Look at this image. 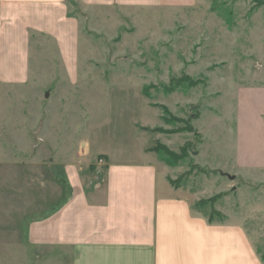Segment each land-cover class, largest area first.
I'll return each mask as SVG.
<instances>
[{
	"label": "rangeland",
	"instance_id": "obj_1",
	"mask_svg": "<svg viewBox=\"0 0 264 264\" xmlns=\"http://www.w3.org/2000/svg\"><path fill=\"white\" fill-rule=\"evenodd\" d=\"M69 7L82 16L78 74L63 72L44 35H31L29 73L26 59L1 52L3 167L37 160L54 181L74 149L87 152L82 163H103L100 151L137 160L149 146L172 184L217 198L198 207L212 221L250 231L264 263V0H196L134 17L116 9L107 21L85 20L78 0Z\"/></svg>",
	"mask_w": 264,
	"mask_h": 264
},
{
	"label": "crops",
	"instance_id": "obj_2",
	"mask_svg": "<svg viewBox=\"0 0 264 264\" xmlns=\"http://www.w3.org/2000/svg\"><path fill=\"white\" fill-rule=\"evenodd\" d=\"M78 2L88 10L83 16L87 21H107L116 9L134 17L144 8L196 4V0ZM69 3L0 0V56L4 50L7 57L26 59L29 73L31 35H44L61 58L63 72L78 74L82 16L70 13ZM47 54L42 50L37 56ZM10 70L9 74L25 73ZM74 150L71 160L57 165L62 171L57 169L54 181L44 162L26 163L28 169L17 172L16 158H10L8 169L0 161V264H264L250 231L233 219L212 221L199 210L198 204L208 196L172 184L168 167L150 152L151 147L139 149L137 160L126 149L115 154L100 151L103 163H82L78 152L86 151ZM81 164H87L90 175H83Z\"/></svg>",
	"mask_w": 264,
	"mask_h": 264
},
{
	"label": "trees",
	"instance_id": "obj_3",
	"mask_svg": "<svg viewBox=\"0 0 264 264\" xmlns=\"http://www.w3.org/2000/svg\"><path fill=\"white\" fill-rule=\"evenodd\" d=\"M168 154H170L169 152H167ZM174 185H176V184H174ZM216 199L217 198H212V199H210V200H208V201H201L199 204H198V207L200 206V204H202V203H204V202H208V203H213V202H215L216 201Z\"/></svg>",
	"mask_w": 264,
	"mask_h": 264
},
{
	"label": "water",
	"instance_id": "obj_4",
	"mask_svg": "<svg viewBox=\"0 0 264 264\" xmlns=\"http://www.w3.org/2000/svg\"><path fill=\"white\" fill-rule=\"evenodd\" d=\"M233 179H235V177H233Z\"/></svg>",
	"mask_w": 264,
	"mask_h": 264
}]
</instances>
